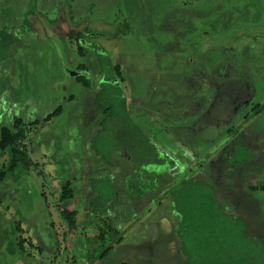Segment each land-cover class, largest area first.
Wrapping results in <instances>:
<instances>
[{
    "label": "rangeland",
    "instance_id": "374dc122",
    "mask_svg": "<svg viewBox=\"0 0 264 264\" xmlns=\"http://www.w3.org/2000/svg\"><path fill=\"white\" fill-rule=\"evenodd\" d=\"M22 1L33 35L1 26L0 129L24 121L31 166L0 179V264H264V0H85L81 44L73 0ZM235 22L215 63L211 31ZM162 109L169 130L150 123ZM182 124L225 134L193 153Z\"/></svg>",
    "mask_w": 264,
    "mask_h": 264
},
{
    "label": "flooded vegetation",
    "instance_id": "af4514ba",
    "mask_svg": "<svg viewBox=\"0 0 264 264\" xmlns=\"http://www.w3.org/2000/svg\"><path fill=\"white\" fill-rule=\"evenodd\" d=\"M109 3H110V0H92V4H93V7H92V9H95V12H97L98 10H100L101 8H103V7H106V6H108L109 5ZM24 4H25V2H23L22 0H0V7H2L1 8V12H0V30H2V28H1V26H4V25H7L8 27H10V28H7V27H5L8 31H11V35H12V37L14 38L13 40H15L16 42H20V40H22L23 39V37L24 36H27V34L28 35H33V33H31V31H27V29L24 27L25 26V18L23 19V16H25V15H22V12H23V10H21L20 9V7H23L24 6ZM17 8V9H16ZM67 10L69 11V13L67 14V16H66V18H67V21L68 22H70L71 23V26H73L74 28H72V29H70V34H72V36H74V35H76L77 36V39H79V41L81 40V38H80V36H81V32H82V26H81V23H77L76 22V24L74 25L73 23H72V20H73V18L75 19H79L78 17L79 16H82L83 14H85V12H86V10H87V6H86V1L84 0V1H82V0H80V1H77V0H73L72 1V3H70V5H69V7L67 8ZM83 10H84V12H83ZM22 11V12H21ZM26 16L28 17V21H29V17H30V14H26ZM7 18H10V19H7ZM72 19V20H71ZM236 24H237V22H235V24L234 23H230V24H227L226 26L224 25V27H223V25H222V27H223V37H224V41L223 40H221V41H223V44L224 45H222V46H217V56H218V59L216 60V62L215 63H218V61H220V57H221V55H220V53H224L226 50H228L229 48H230V46H231V38H232V36L233 35H231V34H229V31L232 29V28H236ZM232 27V28H231ZM215 33V31H212V33ZM23 35V36H22ZM206 36V35H205ZM25 38V37H24ZM13 40H12V42H13ZM220 41V40H219ZM233 41V40H232ZM10 42H11V40H10ZM20 44H21V42H20ZM80 44H81V41H80ZM80 47H83V46H81V45H79ZM19 47H20V45H19ZM219 51H222V52H219ZM193 53H196V52H194V51H192ZM213 54H215V53H205V54H200V53H198L197 52V55H205V57H207V58H204L205 59V61L206 62H208V61H210V59H212L211 57L213 56ZM184 56H185V54H184ZM183 56V57H184ZM196 57H198V56H195V58ZM207 59V60H206ZM185 60H187V57H185V58H182V63H184V65H187L186 64V61ZM193 61L194 60H191V59H189V67H193V69H192V71H194L195 73H196V70H197V67H199V68H201L200 70L202 71L203 70V68L205 67V66H203L202 65V61H200V62H198V61H195L194 62V64L192 65V63H193ZM180 62V63H181ZM248 65V64H247ZM247 65H245L244 66V64H242V66H243V68L245 69L246 68V66ZM228 66V65H227ZM200 70H197V71H200ZM206 70H207V68H206ZM237 72H239V71H237ZM73 73V72H72ZM227 73H231V70H229ZM73 76V75H72ZM74 77H76V76H74ZM220 77H222L221 75H220ZM219 89V88H218ZM205 95H207L206 93H204ZM208 99H210V97L209 96H206L205 97V100H208ZM215 99V98H214ZM180 110H176V109H173L172 108V110H171V112H179ZM63 113L61 112V114L59 115V116H61ZM166 115H167V111H166V109H162V110H160V111H158V110H155V113H154V118H152V121H154L153 123L152 122H150L151 124H157V122H160L161 124V127L163 128H166V129H168L169 130V127H168V125H166L165 123H167L168 122V120L166 119ZM152 116V117H153ZM184 116V115H183ZM182 116V117H183ZM56 117H58V116H56ZM56 117H54V119L56 118ZM45 120V119H44ZM44 120H43V122H44ZM146 120H148V119H146ZM179 120V119H178ZM181 120H183V121H185V118H182ZM181 120H179V121H181ZM36 122V121H35ZM165 122V123H164ZM177 125H179V124H177ZM177 125H175V126H177ZM174 126V127H175ZM151 127H153L152 125H151ZM180 127V129H181V131H182V134L183 135H185L184 137H185V139L186 140H189L190 141V139L192 138V139H194V142L196 143L194 146H196V147H198V148H200V144H203V142H204V139L203 138H205V137H207L208 136V138H210V137H213L212 139H214V141H219V140H221L222 138H223V136H219V134H217L216 136H212L211 134L212 133H210V129H207L206 130V128L207 127H203V130H202V128L200 127L199 129L200 130H202L201 132V136H199V138H198V135L199 134H196V131L198 130V128H195V127H190V126H185L184 124H182L181 126H179ZM144 128H148V125H147V122H146V125L144 124ZM230 128V129H229ZM150 131L152 132V130L150 129ZM226 131H231V125L230 126H227L226 127ZM209 132V133H208ZM224 132V131H223ZM187 133H188V135H187ZM154 136V135H153ZM209 140V139H208ZM214 141H210V142H214ZM216 142V143H217ZM192 146V145H191ZM195 147V148H196ZM205 147V145H203V147L202 148H204ZM161 149L162 150H164L166 153H170V152H168L167 150H166V147L165 146H161ZM213 150H210V152H212ZM181 152H183V151H181ZM216 165H214L213 167H215ZM26 170V169H25ZM29 170V169H28ZM154 180H161V177H159V178H153ZM159 180V181H160ZM163 181L161 180V183L159 184L160 186H161V184H163L162 183ZM157 184V183H156ZM159 185H157V187H159ZM68 187V186H67ZM166 189H164L163 188V190L164 191H167V187H165ZM65 190H69V187L68 188H66ZM150 193V192H149ZM149 193H146V194H149ZM70 194V197H72V194H73V192H72V190L71 191H68V193H67V200H68V195ZM145 195V194H144ZM147 196V195H146ZM145 196V197H146ZM148 196H150V195H148ZM147 196V197H148ZM64 197V196H63ZM143 197V196H142ZM144 197V198H145ZM150 197H153V196H150ZM144 198H142L143 199V202L141 203V206L142 205H144V203H145V201H144ZM157 198V197H156ZM165 198H166V196H165ZM64 199V198H63ZM162 202V200H161V198L159 199V202H158V204L159 203H161ZM140 207V206H139ZM142 207H140L139 209H141ZM150 211H153V208H151V210ZM108 218V217H107ZM111 219V218H110ZM109 220V219H108ZM101 226H102V224H101ZM71 228V227H70ZM73 228V227H72ZM53 238H54V236H53ZM54 241H55V239H53Z\"/></svg>",
    "mask_w": 264,
    "mask_h": 264
},
{
    "label": "trees",
    "instance_id": "16d2710c",
    "mask_svg": "<svg viewBox=\"0 0 264 264\" xmlns=\"http://www.w3.org/2000/svg\"><path fill=\"white\" fill-rule=\"evenodd\" d=\"M224 27V25H223ZM223 27H221V29H217L216 30H212L215 31V33H224ZM211 31V32H212ZM0 34H1V30H0ZM12 34V33H11ZM2 36V35H1ZM207 36V35H206ZM1 38V37H0ZM3 38V37H2ZM5 39V38H4ZM14 38L11 36H9V38L5 39L4 41H6L5 43H13L12 40ZM11 40V42H10ZM80 49H83V47H80ZM212 74L214 75L215 73L211 72H206V74ZM197 74L201 75V78L203 80V82L205 80H207L206 75L204 73V71H199L197 72ZM218 75V74H217ZM83 77L80 76V74H77L76 79L78 82L81 81ZM183 78L186 79V83L190 84V86L192 87V85H194L195 87H197V84L190 80V82L188 81L189 79L186 78V76H183ZM218 78H222V77H218ZM61 109L58 108L54 113L50 114L48 117L45 118L43 123H47L49 121H51L54 117L59 116L61 114ZM39 121H36L34 124L37 125ZM27 138L26 137V124L24 123V121L22 119H16V121L13 123V125L11 127H2L0 129V151L1 152H9L10 153V164L8 166V168H4L1 173H0V179H5V177L7 176L8 173H13L16 170H18L19 168H23L28 170L29 167L31 166L30 162H29V157H28V153H27ZM157 190H159V187H157ZM66 193H68L67 190H65ZM142 194V193H140ZM146 194V193H144ZM139 196V195H138ZM67 197V195L65 196ZM61 217L68 222L70 227H74L75 223H76V213L74 212H67V211H62L61 212ZM54 228V223L52 224V228Z\"/></svg>",
    "mask_w": 264,
    "mask_h": 264
},
{
    "label": "crops",
    "instance_id": "0c3cea01",
    "mask_svg": "<svg viewBox=\"0 0 264 264\" xmlns=\"http://www.w3.org/2000/svg\"><path fill=\"white\" fill-rule=\"evenodd\" d=\"M119 173H117V174H115V179H117L118 177H119ZM165 195V194H164ZM156 198V196H153V197H145L144 198V201H145V203H144V205H140V207H142L141 208V210L142 209H144L145 208V206H146V204L150 201V200H153V199H155ZM165 199V197L163 196V197H161V200H164ZM131 200V199H130ZM151 210V208L149 209V211L145 214V215H143L142 216V218L141 219H139V220H135L136 222H138L137 224H135V227H134V229H136V227H142V225H143V223L144 222H146V218H148L149 216H151V213L153 212V211H150ZM70 211H74V209L73 210H70ZM144 218V219H143ZM101 224V223H100ZM50 236H51V239L53 240L54 238H53V234L51 233L50 234ZM103 260H106V258H104ZM102 264H103V262H102Z\"/></svg>",
    "mask_w": 264,
    "mask_h": 264
},
{
    "label": "water",
    "instance_id": "95a60500",
    "mask_svg": "<svg viewBox=\"0 0 264 264\" xmlns=\"http://www.w3.org/2000/svg\"><path fill=\"white\" fill-rule=\"evenodd\" d=\"M70 75H73V76H77V73H75V72H73V73H69ZM225 134V131L224 132H222V133H220L219 134V136L221 135V136H223ZM185 135H183V136H181L180 137V140H182L183 142H185V144H188L189 146H190V148L192 149V152L193 153H196V152H198V150H199V148L198 147H196V146H194L196 143L194 142V139H190V141L189 140H186L185 139V137H184ZM214 142H217V141H214ZM192 145V146H191ZM196 147V148H195ZM197 148H198V150H197ZM200 148H202V147H200Z\"/></svg>",
    "mask_w": 264,
    "mask_h": 264
}]
</instances>
